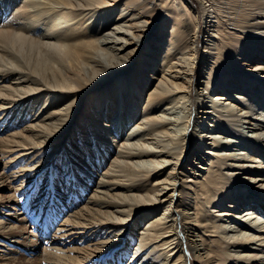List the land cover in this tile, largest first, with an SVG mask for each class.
I'll list each match as a JSON object with an SVG mask.
<instances>
[{"label":"bare ground","instance_id":"obj_1","mask_svg":"<svg viewBox=\"0 0 264 264\" xmlns=\"http://www.w3.org/2000/svg\"><path fill=\"white\" fill-rule=\"evenodd\" d=\"M0 126L2 264H264V0H0Z\"/></svg>","mask_w":264,"mask_h":264},{"label":"rangeland","instance_id":"obj_2","mask_svg":"<svg viewBox=\"0 0 264 264\" xmlns=\"http://www.w3.org/2000/svg\"><path fill=\"white\" fill-rule=\"evenodd\" d=\"M43 1V0H42ZM32 6V5H31ZM30 6V9H32L33 7H31ZM113 17V16H112ZM121 20H123L122 18H121ZM125 21H127L126 22V25H128V24H130L131 22H132V20H130V18H128V19H124L123 20V22H125ZM201 23H202V25H203V28L205 27V24H203V22L201 21ZM202 40H203V36H202V38H201V44H199V55H198V58H199V60L197 61V63H196V71H197V73H196V75H195V77H199L200 76V73L202 72L201 71V66H200V64H201V57H202V50H203V46H202ZM136 47V45H134V46H132V48H135ZM142 59V58H141ZM122 75V73H119L118 74V78H115V80L114 81H116L117 79H119V77ZM123 76V75H122ZM121 76V80L124 78V76L122 77ZM195 79V78H194ZM118 82V81H117ZM119 83V82H118ZM117 84V83H116ZM96 94V93H95ZM95 94H92V95H89V96H86V98H85V104L84 105H82V108H81V112H80V115H79V118L81 117V116H86L84 119H85V122H86V124H88V122H90L89 121V118H91L90 116H87L89 113H92V111H93V107L95 106V104L98 106V104L99 103H96V101L94 100L95 98H93L92 96L93 95H95ZM100 100H102V99H100ZM142 101V104L140 103L139 104V106L140 107H142L143 105L145 106L146 104H145V102H144V100H141ZM181 105V109L183 108V106H182V104H180ZM96 108V107H95ZM97 110H95L94 111V117L92 118V122L94 121V118H96V116H97ZM169 113H172V111H169V110H166L164 113H163V116H166V117H169L170 116V114ZM179 113V112H178ZM176 113H174V115H175ZM128 120V119H127ZM125 121V124H124V122L123 123H117V125L118 124H124L123 125V132L121 133V134H117V133H115L117 136V141H121V140H123L124 142L126 141V142H128V137L126 136V134H128V130H130V127L133 125V123L135 122V121H133L132 119H130L129 121ZM78 124V121H77V123H76V125ZM206 125V124H205ZM244 126H247V124H243ZM0 128H2V126H0ZM15 128H13V130H14ZM12 130V131H13ZM135 131H133V132H136L137 130H139V131H143L142 129H140L139 127L137 128H135L134 129ZM131 131V130H130ZM129 131V132H130ZM138 132V131H137ZM235 136H237V135H235ZM126 138V139H125ZM239 138V137H238ZM238 138H236L237 140H239ZM132 142V141H131ZM131 142H129V143H131ZM134 142H136V140L134 141ZM140 143H144V140H141L140 141ZM194 142H193V140H191V144H193ZM117 144V143H116ZM146 146L145 147H147L148 146V143H146L145 144ZM207 148H208V145H203L202 146V149L204 150H207ZM237 148H240V147H237ZM245 148H247V147H245ZM151 149H155V147L154 146H151ZM234 149H236V148H234ZM241 150V152H244V153H246V154H248V153H250V154H253V152H251L250 150H247V149H240ZM248 152H247V151ZM250 154H248V155H250ZM173 162V161H172ZM172 162H169L168 163V165H170ZM199 164V163H198ZM202 166H204V165H202ZM171 167H169V168H167V171H166V173H165V176H163L162 177V179L163 178H166V177H168V175L170 176V177H173V176H178V169H175V170H173V172H171ZM164 171H165V169H164ZM163 172V171H162ZM225 172H227V171H225ZM205 175H206V172L204 173ZM171 192V191H170ZM3 193V194H2ZM7 194H9L6 190H3L1 193H0V197L2 198V199H0V207H3L4 209H3V212H6V213H8V214H16L14 217L16 218L17 217V215H19L20 216V219L22 218V217H26V214H25V212H26V210H28V209H26V206H28V205H22V204H20V202H13V203H8V202H5L6 200H4V198H5V196H7ZM220 199V198H219ZM220 206V208H213V209H211V210H214V212H218V210H223V211H225L227 214L226 215H222L221 216V219H217L218 220V223L217 224H219V225H230L231 223H233L234 224V221L236 222V220L234 219V216L237 214V215H240L239 214V212H241V211H243L244 209H246V208H242V209H238V210H235V212L233 211V210H229L227 207H225L226 205H219ZM25 215H24V214ZM217 214V213H216ZM258 215H259V217H260V219H264V211H263V213L262 214H259L258 213ZM14 217H12V218H14ZM24 217V218H25ZM14 218V219H15ZM3 219V217H1V215H0V220H2ZM7 219V218H6ZM29 218H26V220L24 219L23 221H19V220H13L14 221V223H15V225H17L18 227V233H17V235H22L23 236V238L24 239H26V240H28L32 245H33V247H35V250H37L38 252H40L41 250H44V248H45V246L47 245L46 244V239H49V238H51L52 237V234H51V232H46V228L41 224L42 222H41V219H35V220H28ZM260 219H257V220H259L260 221ZM258 221V222H259ZM60 223V222H59ZM58 223V224H59ZM259 223H261V222H259ZM263 223H264V220H263ZM57 224V225H58ZM262 225H264V224H262ZM23 238H21V240L23 239ZM55 240H58V237H57V239H55ZM83 240H79V242L78 243H81ZM36 242V243H35ZM37 242H38V244H37ZM62 243V241H58L57 242V244H59V245H61V246H65L64 247V249L65 250H67V249H69V246H71V245H68V243L67 242H65V243H63V244H61ZM74 243V242H73ZM55 245V244H54ZM76 245H78V244H76V243H74V246H76ZM8 247H10L13 251H11V256H13V255H15V253H16V251H17V253L18 252H20V255H17L16 254V256H17V258H16V260H18V259H21L23 256L25 257V256H32V255H34L33 253H30V252H28L27 250H24V249H22L21 247H18V246H16V245H8ZM48 247H52V245L51 246H48ZM22 249V250H21ZM5 250H7V252H8V249H5ZM13 253V254H12ZM9 254V255H10ZM23 254V255H22ZM26 254V255H25ZM2 256H5V254L4 253H0V264H2L3 263V261H2V259H1V257ZM21 256V257H20ZM31 264H44L43 262H39V261H37V260H33L32 262H31Z\"/></svg>","mask_w":264,"mask_h":264}]
</instances>
